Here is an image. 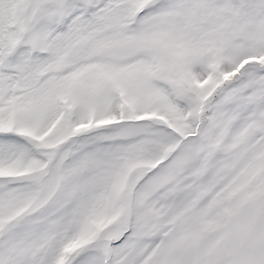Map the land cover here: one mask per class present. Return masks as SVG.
<instances>
[{
	"label": "snow or ice",
	"instance_id": "obj_1",
	"mask_svg": "<svg viewBox=\"0 0 264 264\" xmlns=\"http://www.w3.org/2000/svg\"><path fill=\"white\" fill-rule=\"evenodd\" d=\"M0 264H264V0H0Z\"/></svg>",
	"mask_w": 264,
	"mask_h": 264
}]
</instances>
